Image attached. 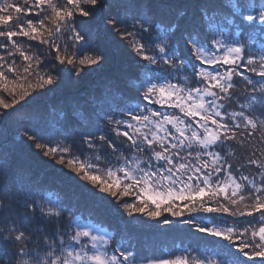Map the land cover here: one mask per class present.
<instances>
[{
  "label": "snow or ice",
  "instance_id": "6c2138e0",
  "mask_svg": "<svg viewBox=\"0 0 264 264\" xmlns=\"http://www.w3.org/2000/svg\"><path fill=\"white\" fill-rule=\"evenodd\" d=\"M0 38V92L10 97L0 96V121L55 85L53 73L79 80L134 53L135 99L148 104L122 100L111 115L71 121L58 114L55 128L44 121L18 132L19 146L128 216L214 244L211 257L199 245L144 256L138 242L72 214L59 194L46 199L28 169L9 176L0 165V264H264V0H201L191 13L169 7L167 17L158 0H0ZM19 38L45 45L44 58ZM234 147L249 153L244 163H233ZM74 148L99 155L86 162Z\"/></svg>",
  "mask_w": 264,
  "mask_h": 264
},
{
  "label": "trees",
  "instance_id": "16d2710c",
  "mask_svg": "<svg viewBox=\"0 0 264 264\" xmlns=\"http://www.w3.org/2000/svg\"><path fill=\"white\" fill-rule=\"evenodd\" d=\"M56 2L61 3L62 0H56ZM200 2L201 0H158L160 12L164 17L169 15V7L175 8L184 5L191 13L195 11V6ZM217 2L219 3V0ZM251 2L255 3L256 0H251ZM19 40L24 42L25 48L31 46V53L44 58L47 51L45 45H39L38 42L29 41L26 38H19ZM60 42L68 44L69 53L75 50L68 37ZM129 43L131 42L129 41ZM94 44H102V41L94 40ZM2 52L3 50H0V53ZM134 56V53L117 55L102 67L93 66L92 70L87 71V75L81 73L84 78L79 80L74 78L75 73L73 78L69 79L57 71L53 73L58 77L55 85L37 90L40 94L32 92L30 97L26 98L27 103L21 101L20 104L14 106L17 109L15 112L11 109L4 110L11 115L7 120L0 121V165L9 168V176L20 168L28 169L27 178L43 189L46 199L50 192L59 194L62 199L66 200L72 214L77 217L93 219L95 222H102L101 226L111 232L114 239H121L123 242L131 239L133 242H138L144 256L167 258L169 253L179 254L181 249L189 247L196 249L199 245V254L211 257L214 252V244L210 242L209 238L202 234L189 236L186 229L178 231L163 224L157 227L155 221L141 214H135V217L128 216L122 208L117 210L110 202L99 201L98 198L87 194L82 182L75 178L74 173L70 174L66 168L62 170V167L54 162L42 164L36 156L22 150L19 146L18 132H23L28 126L44 121L50 127L55 128L58 126L56 123L58 114H60L59 118L63 119V114L66 113L71 121L83 114H95L101 110L111 115L109 109L117 108L122 100L130 103L140 102L142 106L148 104V101L135 99L136 94L133 88L138 85V81L135 79L138 68ZM16 64L21 68L23 66L20 59L16 60ZM61 81L63 82L61 83ZM31 82L35 83L34 80ZM0 96L10 99L3 92H0ZM149 107L152 105L149 104ZM236 107V105H232L231 109L236 110ZM155 108L164 110L160 108V105H155ZM116 118L119 119V115ZM53 140L57 144H71V140L65 141L62 135H54ZM258 147H260L259 144ZM233 151L235 152L232 157L234 164L236 162L244 163L249 156L244 148L234 147ZM33 152H39V150L33 148ZM74 155L79 156L78 149L74 148ZM94 155H99V153L87 152L79 158L95 163ZM43 159L51 160L49 157ZM100 167L103 168L104 165L101 164ZM245 172L254 173L255 169L247 168ZM124 199L128 202L134 200L133 197ZM165 215L170 219H175L170 214L165 213ZM0 227L3 225L0 224ZM195 254L196 252L192 253V255Z\"/></svg>",
  "mask_w": 264,
  "mask_h": 264
}]
</instances>
